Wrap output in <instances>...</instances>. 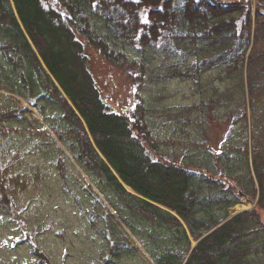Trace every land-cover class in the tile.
<instances>
[{
	"label": "trees",
	"instance_id": "1",
	"mask_svg": "<svg viewBox=\"0 0 264 264\" xmlns=\"http://www.w3.org/2000/svg\"><path fill=\"white\" fill-rule=\"evenodd\" d=\"M85 40L118 65L132 62L127 48L192 54L185 76L198 85L217 70L225 91L214 87L183 121L197 129L193 113L234 104L228 117L238 139L229 150L207 151L206 167L192 157L164 158L142 97L129 115L102 97ZM8 67L17 88L7 83ZM0 89L39 109L61 152L65 146L108 199L110 185L132 214L166 227V247L137 232L157 264H252L262 214L254 208L232 215L229 208L240 202L239 188V195H258L264 209V0H0ZM15 119L30 122L22 105H0V138L9 128L20 131L8 124ZM185 142L200 149L199 138ZM213 200L225 202L224 215L201 216Z\"/></svg>",
	"mask_w": 264,
	"mask_h": 264
},
{
	"label": "rangeland",
	"instance_id": "2",
	"mask_svg": "<svg viewBox=\"0 0 264 264\" xmlns=\"http://www.w3.org/2000/svg\"><path fill=\"white\" fill-rule=\"evenodd\" d=\"M96 26L105 32L100 23ZM85 43L96 84L113 109L129 115L138 98L146 101L155 137L163 143L164 158L180 162L192 157L194 164L206 167L207 151L229 150L231 142L238 139L228 117L234 104L193 113L191 118L200 120L197 129L183 121L195 104L214 93V87L223 92L227 85L218 78L217 70L206 72L202 85L187 78L185 71L192 62L188 56L192 54L127 48L132 62L118 65L87 40ZM12 70L8 67L5 76L10 87L17 88ZM17 104L25 109L30 122L9 121L16 128L20 125V131L9 128L0 138L1 179L5 181L0 180L4 182L0 184V264H157L137 232L146 235L150 243L166 247L171 243L165 238L166 227L136 217L110 185L105 186L109 200L65 146V155L61 152V141L39 109L24 99L22 104L18 102L16 92L0 89L1 106L17 110ZM188 138H199L200 149L188 148ZM17 175L19 185L13 182ZM200 182L208 189L205 181ZM239 190L240 202L229 208L232 215L256 208L264 222V209L256 206L258 195L255 200L250 193L241 197ZM8 193L9 201L4 198ZM224 204L206 202L199 214L221 217ZM252 246V264H264V230L252 237Z\"/></svg>",
	"mask_w": 264,
	"mask_h": 264
},
{
	"label": "water",
	"instance_id": "3",
	"mask_svg": "<svg viewBox=\"0 0 264 264\" xmlns=\"http://www.w3.org/2000/svg\"><path fill=\"white\" fill-rule=\"evenodd\" d=\"M244 194L241 192V196H243Z\"/></svg>",
	"mask_w": 264,
	"mask_h": 264
}]
</instances>
